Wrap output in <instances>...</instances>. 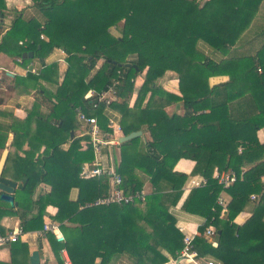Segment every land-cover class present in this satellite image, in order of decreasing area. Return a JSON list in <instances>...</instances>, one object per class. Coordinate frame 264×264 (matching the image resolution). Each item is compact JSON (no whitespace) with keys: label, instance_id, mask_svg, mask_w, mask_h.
I'll list each match as a JSON object with an SVG mask.
<instances>
[{"label":"trees","instance_id":"trees-1","mask_svg":"<svg viewBox=\"0 0 264 264\" xmlns=\"http://www.w3.org/2000/svg\"><path fill=\"white\" fill-rule=\"evenodd\" d=\"M31 1L38 21L18 16L3 36L0 27V53L22 65L32 59L22 57L28 51L42 60L37 73L14 79L20 93L34 96L32 107L22 117L11 116L8 125L0 124V155L9 148L2 176L18 184L25 180L16 189L17 209L0 201V220L17 217L22 231L29 232L42 230L45 217L63 224L76 215L79 233L64 244L46 234L59 264L63 250L70 264H112L118 258L129 264H170L182 249V234L169 208L178 204L188 182L174 166L188 159L195 163L191 174L206 179L182 205L184 212L206 220L194 251L216 264H264V218L254 213L243 225L232 224L247 207L264 201V143L257 138L264 127V0ZM250 33L263 38L257 50L232 53V47L248 43ZM204 49L223 58L215 61ZM54 50L66 54L64 69L44 62ZM145 69L137 89L134 81ZM166 71L177 75L178 94L156 85ZM222 76L228 80L210 84ZM112 81L120 103L94 108V99L84 98L88 91L106 90ZM148 94L151 101L143 107ZM175 105L181 113L166 111ZM77 109L95 117L104 131H110L106 111L116 110L125 136L149 132L142 146L137 137L117 152L112 153L115 145L104 147L124 193L141 190L147 182L150 193L143 202L86 206L108 194L110 178L78 177L93 152L90 145L82 150L88 137L81 132ZM249 152L261 157L245 168L243 156ZM227 172L236 180L223 189L215 175ZM40 184L49 192L32 202ZM72 189L79 191L75 202L69 197ZM220 194L228 200L223 218L216 203ZM51 207L56 211L49 216ZM209 223L215 228V247L203 236Z\"/></svg>","mask_w":264,"mask_h":264},{"label":"crops","instance_id":"crops-1","mask_svg":"<svg viewBox=\"0 0 264 264\" xmlns=\"http://www.w3.org/2000/svg\"><path fill=\"white\" fill-rule=\"evenodd\" d=\"M264 2V1H263ZM20 16L23 20L29 21L31 19H35L38 21L39 13L37 9L32 4L31 0H4V9L0 10V27L2 29V36L11 29L14 21L16 18ZM250 36L247 37L249 39L248 43L244 44L242 48H239L236 46L231 48L232 53L238 52H252L257 50L259 43L262 41L261 35H255V33H250ZM37 38L36 35L34 37ZM45 40V39H44ZM24 42V41H19ZM25 46V43H24ZM32 53V58L28 63L25 65H22V62L17 60L16 57L8 56L5 53H0V68H2L6 73L4 75H7L8 78H5L2 82V89L4 93H0V124L2 126H6L10 123V117L11 116H18L22 117L25 110H29L33 103H34V96L33 95H25L23 93H20V89L18 85L15 84V77H25L26 74L30 69H34L36 72H38L39 68L42 65V60L33 57V52L28 51ZM245 52V53H246ZM204 53L208 55L210 58H212L215 61H219L223 58V55H221L218 52H212L210 50L204 49ZM29 57V56H28ZM66 54L62 52V50H54L52 51L46 58L44 59L45 63H52L56 62L60 65L61 69H64L66 67L65 62ZM163 80L161 81V87L165 89L168 92L178 94V83H177V75L173 71H166L163 75ZM228 80L227 76L222 77H213L210 79V84L215 85L219 83H224ZM12 88L13 91L9 92V88ZM137 89L139 87L135 86ZM176 90H174V89ZM7 92V93H5ZM92 92V91H90ZM149 98V95H148ZM147 98V99H148ZM151 100V98H150ZM117 103H120L121 100L116 101ZM149 102V101H148ZM147 103V102H146ZM133 101L132 99L129 100L128 105L132 106ZM148 104V103H147ZM166 111L171 113L173 111H178V113H181V107L179 106H169L166 108ZM170 113V114H171ZM108 119H112L114 122L118 123L120 122V114L116 110H108L106 111ZM81 132L83 133V127H81ZM80 132V131H79ZM80 132V134H81ZM141 135L140 138V145L142 146L145 142H147L150 138V134L148 131H140ZM124 136L123 133H121L120 137ZM257 138L260 143H264V127H262L257 132ZM12 140V134L9 133L8 135V142L7 145L10 144ZM125 143V142H124ZM123 144V143H121ZM121 144L118 146H114L113 152H117L121 148ZM7 147V146H6ZM230 148L231 145H230ZM9 151V148H4ZM24 150L27 148H23ZM233 149V148H232ZM239 152V149H238ZM261 154L260 152H249L246 153L243 156V164L244 167L247 168L250 164L256 162L258 159H260ZM195 163L188 159H180L174 166V170L180 173H184L188 176V179L193 176H199V175H192V171L194 169ZM6 179L11 180L8 175L5 177ZM12 181V180H11ZM264 183V177L262 179ZM18 184V183H17ZM142 189L146 192V194L150 193L149 186L146 182L144 183V186ZM49 192V187L47 185L40 184L36 187L34 190V194L32 195V202H36L38 200V197H40L42 194H45ZM78 189H72L70 191V200L72 202H75L77 200L78 196ZM182 197L178 204L175 206H172L169 208L170 215L175 219L176 221V227L177 228H183L187 233H199L198 228L203 224L205 221V218L202 215H194L189 214L183 211L182 205L185 199L187 198L188 194L191 192L190 190H185V186L182 188ZM224 200V203H226L227 198L224 195H219ZM16 190L14 193V202L16 203ZM253 200V199H252ZM254 204L257 202L256 198L253 200ZM14 209H17V203ZM33 213L35 210H32ZM54 208H49L47 210L48 215H52L55 213ZM258 214L264 218V201H258L255 205L251 207H247L243 212L238 214L232 221V224L235 225H243L251 216L252 214ZM226 214V209L224 212L220 211L219 217L223 218ZM53 221L52 219H49L47 217L44 218V225L45 223ZM58 223V222H57ZM73 223L76 225V229H78V232L75 234L77 235L79 233V221L76 215L72 217L69 220H66L63 224L58 223L60 226V231L65 237L66 240L72 238L73 236H70L67 234H64L62 229L64 231H70L69 227L70 224ZM21 228L20 221L17 217H3L0 220V230L3 232H12L13 230ZM74 235V236H75ZM217 246L216 238L213 239ZM39 243H41V248L39 247ZM215 247V246H214ZM34 251L39 252V264H59L56 257L54 256L50 245L46 239V234L42 230H32L29 232L22 231V234L18 237V241L15 243L9 244L7 246L0 247V263L3 264H30V256L31 253ZM61 260L63 261V264H70L69 258L65 251H61ZM177 260V259H176ZM170 261V264H189L188 262L184 260H180L178 262ZM204 261H212L214 264H216V261L211 256H205L203 257Z\"/></svg>","mask_w":264,"mask_h":264},{"label":"built area","instance_id":"built-area-1","mask_svg":"<svg viewBox=\"0 0 264 264\" xmlns=\"http://www.w3.org/2000/svg\"><path fill=\"white\" fill-rule=\"evenodd\" d=\"M43 39L42 36H40ZM20 45L23 42H19ZM63 52V51H62ZM20 62V59H17ZM28 72L37 73L34 69H30ZM6 72L0 68V81L2 80ZM116 82L112 81L110 85L107 86V89L102 91L99 94H94L93 92L88 91L84 98L85 99H94L92 106L96 108L99 104L104 105L108 108L109 105L116 102ZM77 119L83 126L84 135L88 137L87 142L83 143V149L85 150L87 145H90L93 152V160L90 163L82 164L78 177L82 180H89L92 178H99L103 175H106L110 178L109 192L107 195H103L97 198L93 203L87 204L86 206H102L109 204H135L137 202H143L146 197V192L141 190H134L130 193H124L120 189L121 178L114 173V165L106 162V156L104 147L118 146L120 145V135L122 130L118 123L114 122L112 119H108L107 128L110 131H104L101 129L98 121L95 117H87L80 109L76 110ZM215 177L218 180V183L222 185L223 189H227L235 180L236 177L232 173H221L216 174ZM206 185V179L201 176H193L188 179V182L185 186V190L191 191L195 188H201ZM254 195L251 196V199H255ZM217 205L221 208V211H225V203L221 196H218ZM206 224V220L202 225ZM201 225V226H202ZM178 231L182 234V249L179 252V256L176 262L184 260L189 264H214L212 261H204L202 257L198 256L197 252L193 249V242L195 237L199 236L200 233H187L183 228H177ZM45 234H52L55 240L59 243L64 244L66 242L65 237L60 231V226L55 221H49L45 223L43 227ZM199 232V231H198ZM22 234V229L17 228L12 232H3L0 230V247L7 246L9 244L15 243L18 241V237ZM203 236L207 239L211 245L216 246L213 239H215V228L209 223L204 232ZM64 251V250H63Z\"/></svg>","mask_w":264,"mask_h":264},{"label":"water","instance_id":"water-1","mask_svg":"<svg viewBox=\"0 0 264 264\" xmlns=\"http://www.w3.org/2000/svg\"><path fill=\"white\" fill-rule=\"evenodd\" d=\"M27 56L31 57L32 53H24L22 55L23 58ZM129 66V64H127ZM141 135L140 131L132 132L128 135H124L120 138V143L128 142L134 138H137ZM73 137V132H70V138ZM7 148V147H6ZM8 156V150L4 149L0 155V201L7 203L10 207H15L16 203L14 202V193L16 189H22L25 185V180L23 179L21 183L17 184L11 180H8L2 176V172L4 169V165ZM39 247L41 248V243H39ZM30 264H39V252L34 251L30 256Z\"/></svg>","mask_w":264,"mask_h":264},{"label":"rangeland","instance_id":"rangeland-1","mask_svg":"<svg viewBox=\"0 0 264 264\" xmlns=\"http://www.w3.org/2000/svg\"><path fill=\"white\" fill-rule=\"evenodd\" d=\"M113 33L115 34V35H118V32H116L115 30L113 31ZM100 66V63H98L97 64V66H96V68L92 71V74L93 73H95V71L97 70V68ZM145 72H146V69L143 71V73H142V75L141 76H138L136 79H135V81H134V84H135V86H137V87H139V86H141V84H142V82H143V79H144V75H145ZM161 81H164L163 80V78L161 77H159V79L156 81V85H158V86H160L161 87ZM136 88V87H135ZM162 88V87H161ZM174 89V88H173ZM174 90H176V89H174ZM149 95V94H148ZM148 95L146 96V99L143 101V103H142V106L143 107H145V106H147L148 104L147 103H150V97L148 98ZM134 96H136V94H134ZM151 96V95H150ZM148 98V99H147ZM119 100V99H118ZM149 101V102H148ZM147 102V103H146ZM169 113H171V111L169 112ZM82 150H84L83 148H82ZM76 227V225L75 224H73V223H71L70 224V227H69V229H70V231L68 232L67 230L66 231H64V229H62V231H63V233L64 234H67L68 233V235H70V236H74L77 232H78V229H76L75 228ZM112 264H129L128 263V261H127V259H116V260H114L113 261V263Z\"/></svg>","mask_w":264,"mask_h":264}]
</instances>
